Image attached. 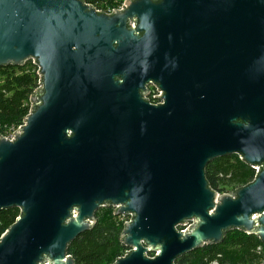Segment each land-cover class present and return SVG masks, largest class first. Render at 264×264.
I'll list each match as a JSON object with an SVG mask.
<instances>
[{"label": "water", "instance_id": "obj_1", "mask_svg": "<svg viewBox=\"0 0 264 264\" xmlns=\"http://www.w3.org/2000/svg\"><path fill=\"white\" fill-rule=\"evenodd\" d=\"M27 62L31 111L0 138V212L20 210L0 264H76L103 208L130 218L114 264H175L233 230L264 244V0H0V68ZM233 155L256 176L219 194L206 169Z\"/></svg>", "mask_w": 264, "mask_h": 264}, {"label": "trees", "instance_id": "obj_2", "mask_svg": "<svg viewBox=\"0 0 264 264\" xmlns=\"http://www.w3.org/2000/svg\"><path fill=\"white\" fill-rule=\"evenodd\" d=\"M97 11L111 14L120 10L126 0H81ZM38 68L24 66L0 68V136L23 125L31 111L30 99L39 88ZM256 171L236 156L215 160L206 169L210 188L219 194H230L250 184ZM20 216L11 208L0 212V239ZM125 220L114 210L103 208L96 213L94 228L80 235L67 249L76 264H114L128 251L122 243ZM264 244L255 236L240 230L225 234L219 245H206L179 258L175 264H262Z\"/></svg>", "mask_w": 264, "mask_h": 264}, {"label": "built area", "instance_id": "obj_3", "mask_svg": "<svg viewBox=\"0 0 264 264\" xmlns=\"http://www.w3.org/2000/svg\"><path fill=\"white\" fill-rule=\"evenodd\" d=\"M153 87H154V86H153ZM161 95H162V93L159 92L158 89L154 87V89H153V91H152V94H151V98H152V102H153L152 104H153V105H159V104L161 103V102L158 100V98H156V97H161ZM21 127H22V125H21L20 127H18L17 129H13V130H11L10 132L6 133L4 136H0V138L2 137V138H5V139H7V140H9V141H13L16 132H17ZM124 219H125V218H124ZM125 220H127V221L125 222V224H126V223H128V222L130 221V218H129V219L126 218ZM127 253H128V251L124 254L123 257H125V256L127 255ZM262 264H263V263H262Z\"/></svg>", "mask_w": 264, "mask_h": 264}, {"label": "flooded vegetation", "instance_id": "obj_4", "mask_svg": "<svg viewBox=\"0 0 264 264\" xmlns=\"http://www.w3.org/2000/svg\"><path fill=\"white\" fill-rule=\"evenodd\" d=\"M153 89H154V87L152 85H148L145 87V91L147 94L143 95V99L149 103H153L152 98H151V94H152Z\"/></svg>", "mask_w": 264, "mask_h": 264}]
</instances>
